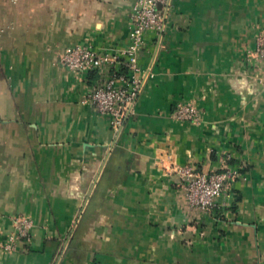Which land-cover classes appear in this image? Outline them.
Here are the masks:
<instances>
[{"label":"crops","instance_id":"crops-1","mask_svg":"<svg viewBox=\"0 0 264 264\" xmlns=\"http://www.w3.org/2000/svg\"><path fill=\"white\" fill-rule=\"evenodd\" d=\"M134 2L0 0V241L33 223L0 264H264V0H174L155 77L117 137L85 103L94 73L60 58L123 50ZM188 102L201 123L172 117ZM224 155L240 177L202 213L166 168L220 171Z\"/></svg>","mask_w":264,"mask_h":264},{"label":"built area","instance_id":"built-area-1","mask_svg":"<svg viewBox=\"0 0 264 264\" xmlns=\"http://www.w3.org/2000/svg\"><path fill=\"white\" fill-rule=\"evenodd\" d=\"M17 3L19 0H9ZM174 0H135L130 15L128 45L116 53L101 52L90 45L67 47L60 63L72 72H94L97 79L90 86L85 103L109 121L115 136L124 130L125 122L136 112L138 100L148 82L155 77L154 68L166 45L164 35L173 14ZM4 32L1 27L0 36ZM149 34H153L155 45L148 65L140 61ZM256 54L264 60V32L257 36ZM172 117L179 122H202V112L194 102L177 106ZM231 156L224 155L220 171L200 172L194 165L170 164V172L176 174L187 190L189 205L202 212L211 213L222 204V199L232 193L233 183L240 177V169L232 168ZM163 165L164 162L161 161ZM33 223L26 218L16 219L12 232L5 242L0 241L4 252H15L19 245L32 238Z\"/></svg>","mask_w":264,"mask_h":264},{"label":"trees","instance_id":"trees-1","mask_svg":"<svg viewBox=\"0 0 264 264\" xmlns=\"http://www.w3.org/2000/svg\"><path fill=\"white\" fill-rule=\"evenodd\" d=\"M93 73H94V72H93ZM94 75H95V80H96V79H97V74H96V73H94ZM95 80H94V82H95ZM94 82H93V83H94Z\"/></svg>","mask_w":264,"mask_h":264}]
</instances>
